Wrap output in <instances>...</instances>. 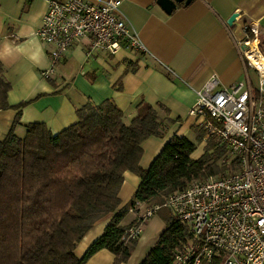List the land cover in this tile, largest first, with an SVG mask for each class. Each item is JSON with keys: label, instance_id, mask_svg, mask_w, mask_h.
Segmentation results:
<instances>
[{"label": "trees", "instance_id": "obj_1", "mask_svg": "<svg viewBox=\"0 0 264 264\" xmlns=\"http://www.w3.org/2000/svg\"><path fill=\"white\" fill-rule=\"evenodd\" d=\"M260 48L264 53L262 42ZM11 90L0 61V111L26 106L10 105ZM76 114L78 122L57 134L45 123H30L20 138L19 112L10 132L0 135V264H87L103 250L115 255L114 264L127 263L140 240L125 235L134 224H123L131 208L140 203L169 211L168 197L192 181L240 169L238 159L227 163L232 157L219 139L205 141L203 129L198 140L206 145L199 158H194L198 144L175 135L150 168H142L143 144L164 138L175 123L162 105L141 101L130 123L112 100L88 103ZM126 172L141 184L120 210ZM105 219L110 221L103 234L79 258V245ZM163 219L167 228L140 264H174L176 250L191 237L189 226L174 214Z\"/></svg>", "mask_w": 264, "mask_h": 264}, {"label": "crops", "instance_id": "obj_2", "mask_svg": "<svg viewBox=\"0 0 264 264\" xmlns=\"http://www.w3.org/2000/svg\"><path fill=\"white\" fill-rule=\"evenodd\" d=\"M47 1L0 0V61L12 84L9 103L13 107L26 104L20 110L0 111L1 136L10 132L19 112L16 134L24 138L30 123H45L55 134L67 129L78 122L76 111L88 103L112 100L125 113L127 123L137 116L141 101L155 108L162 105L175 123L164 138L152 137L143 144L141 166L149 169L175 135L187 137L192 128L200 127L188 113L196 101L195 90L202 89L212 76H218L225 86L247 76L256 82V73L247 67L237 44L253 22L260 24L261 34L264 32V0H193L188 6L178 5L171 14L159 0H119L144 49L123 48L116 55L101 52L87 58V47L81 44L45 79L43 74L52 68L51 48L37 31ZM233 14H238V19L229 26ZM161 117L166 115L161 113ZM140 184L137 175L125 173L120 210L127 208ZM134 220V214H128L123 224L130 226ZM109 221L99 222L86 235L76 251L79 258L103 234ZM164 225L162 220L152 219L131 260L123 264H140ZM114 261L115 255L103 250L87 264Z\"/></svg>", "mask_w": 264, "mask_h": 264}, {"label": "built area", "instance_id": "obj_3", "mask_svg": "<svg viewBox=\"0 0 264 264\" xmlns=\"http://www.w3.org/2000/svg\"><path fill=\"white\" fill-rule=\"evenodd\" d=\"M37 36L51 48V70L76 46L85 44L86 57L101 52L116 55L123 48L144 49L121 11L119 0H48ZM260 24L244 29L237 44L248 68L256 73L229 86L212 76L195 90L196 101L188 113L205 134L217 138L239 160V171L221 177L194 180L171 194L164 207L189 226L191 237L174 254V264H264V53ZM254 54L256 60L252 59ZM129 210L134 224L127 239H140L145 222L161 206ZM142 209V211H141Z\"/></svg>", "mask_w": 264, "mask_h": 264}, {"label": "rangeland", "instance_id": "obj_4", "mask_svg": "<svg viewBox=\"0 0 264 264\" xmlns=\"http://www.w3.org/2000/svg\"><path fill=\"white\" fill-rule=\"evenodd\" d=\"M260 41H262V45L264 47V32L262 31V34L260 36ZM58 66V65H57ZM58 72V71H57ZM257 84V82H255ZM201 130L202 128L200 127H194L190 130V132L187 134V138L191 141H193L194 143L198 144V150L195 152L194 154V158H199L203 152H204V147L206 145V134L204 133L205 135V141L203 143H200L199 140H198V136L201 134ZM144 210L146 209V207H142ZM142 211V209H141ZM130 214V212H129ZM172 211H168V210H161V211H158L156 213V215L153 217V218H150V219H147L146 222H145V227H144V231H145V228L146 226L150 225V223L152 222V219L155 221V220H162V222L165 224L164 222V215H172ZM167 228V224L164 225L162 231H164V229ZM144 234V233H143Z\"/></svg>", "mask_w": 264, "mask_h": 264}, {"label": "water", "instance_id": "obj_5", "mask_svg": "<svg viewBox=\"0 0 264 264\" xmlns=\"http://www.w3.org/2000/svg\"><path fill=\"white\" fill-rule=\"evenodd\" d=\"M193 0H159L158 4L168 13L171 14L178 5L184 4L185 6L190 5ZM238 19V14H233L228 20V25L232 26Z\"/></svg>", "mask_w": 264, "mask_h": 264}, {"label": "bare ground", "instance_id": "obj_6", "mask_svg": "<svg viewBox=\"0 0 264 264\" xmlns=\"http://www.w3.org/2000/svg\"><path fill=\"white\" fill-rule=\"evenodd\" d=\"M252 59L256 60V57L254 54L251 55Z\"/></svg>", "mask_w": 264, "mask_h": 264}]
</instances>
